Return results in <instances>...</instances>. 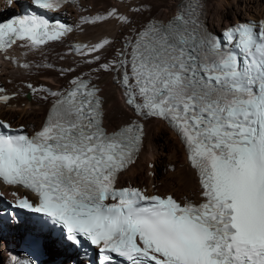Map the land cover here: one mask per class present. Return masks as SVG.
Wrapping results in <instances>:
<instances>
[{"label": "snow or ice", "instance_id": "obj_1", "mask_svg": "<svg viewBox=\"0 0 264 264\" xmlns=\"http://www.w3.org/2000/svg\"><path fill=\"white\" fill-rule=\"evenodd\" d=\"M67 2L34 0L47 10ZM128 7L148 10L143 2ZM203 13L202 0H179L167 20L148 16L138 25L118 7L107 12L128 35L116 59L93 71L119 74L135 119L110 130L100 89L77 76L51 93L55 102L34 134L0 121V182L35 196L17 206L42 214L38 233L59 232L73 247L87 241L105 264L112 254L125 264H264V21L233 25L221 39L206 30ZM70 31L35 15L14 18L0 23V50L17 41L37 47ZM227 40L247 59L225 49ZM112 43L81 50L100 61ZM9 99L0 95L5 105ZM150 119L166 121L183 143L199 177L198 202L118 186L143 149L141 121Z\"/></svg>", "mask_w": 264, "mask_h": 264}, {"label": "bare ground", "instance_id": "obj_2", "mask_svg": "<svg viewBox=\"0 0 264 264\" xmlns=\"http://www.w3.org/2000/svg\"><path fill=\"white\" fill-rule=\"evenodd\" d=\"M178 1L75 0L73 5L67 6L64 10L67 23L72 29L66 38L61 39L59 42L46 44L39 49L20 47L19 44L12 49L13 53L2 65L3 71L0 75V88H3L0 95L10 97L7 105L0 101V118L15 123L14 126L24 125L28 130L38 129L49 107L55 102L56 98L51 93H60L66 90L71 85V81L79 76L81 78H92L93 84L96 83L102 88L101 95L104 101L103 108H105L104 123L110 130L128 122L132 119V113L122 102L123 99L118 86L110 82L112 81L113 72L104 71L99 73L93 71V69L89 70L95 65L115 60L116 51L121 48L124 37L128 35L120 23L108 18L106 14L112 7H118L125 14L133 16L138 25L148 16L170 17L173 15ZM204 1L207 3L205 9L212 29H222L243 20H264V6L259 13L255 12V8L259 5L257 1L242 0V6L237 2L234 3L235 0H233V3L228 0ZM141 2L148 5V10L145 11L144 15L132 13L128 5L135 8ZM240 7H243L245 14L242 20L238 19ZM226 9L230 10L227 11ZM72 12L73 15H71ZM228 16L232 17L233 20L230 21ZM98 17H105V19L99 20ZM93 20L96 22L93 23ZM104 39H108L113 43L107 51L101 50L103 55L100 61H93L92 56L97 53H89L87 49L73 55L72 50L67 48L74 42H82L84 45L91 46ZM36 67L39 69H36ZM40 67L46 68L40 69ZM52 67H56V69H51ZM107 73L110 74L109 80L104 77ZM29 85H32L30 89L27 88ZM43 86H48L47 92L41 90ZM45 96H47V99H45ZM42 112H44L43 115ZM160 134H163L164 141L161 139ZM162 161L170 167L176 166V171L159 176L155 167ZM148 164H151V167L147 171L156 173L155 178L150 180L143 177L144 166ZM137 174L143 180V182L141 181L143 185L137 183ZM124 178H127L128 181L125 182ZM119 184L122 186L130 184L139 186L142 189H147L146 193L148 194L172 195L179 201H183L185 198L191 199L190 193L194 194L192 197L194 199L199 192L196 171L190 166L183 145L173 132L166 128L160 120L156 119L147 121L143 149L139 153L137 161L123 173ZM50 245L52 244L47 243L45 245L48 256H51L50 252L58 254L56 249L50 251ZM7 261L8 264H21L20 261H9L8 258Z\"/></svg>", "mask_w": 264, "mask_h": 264}, {"label": "rangeland", "instance_id": "obj_3", "mask_svg": "<svg viewBox=\"0 0 264 264\" xmlns=\"http://www.w3.org/2000/svg\"><path fill=\"white\" fill-rule=\"evenodd\" d=\"M228 1H231L232 3H233V0H228ZM241 1L242 0H235L234 1V3H238V4H240L241 6H242V4H241ZM249 1V0H248ZM252 1V0H251ZM253 1H257V4H259V5H257V7L255 8L256 10H255V12L256 13H259L260 11H261V9H262V7L264 6V0H253ZM203 2H204V0H203ZM208 2V1H207ZM177 4V3H176ZM204 6H207V3H205L204 2ZM175 7H176V5H175ZM241 9H243V7L241 8L240 7V10H239V12H238V19L239 20H242V19H244V17H245V14H244V9L243 10H241ZM227 11H229L230 9H226ZM71 15H73V12H72V14ZM69 17V16H68ZM257 17V16H256ZM228 19L230 20V21H232L233 20V18L232 17H229L228 16ZM261 20H263V19H261ZM264 21V20H263ZM209 24H210V22H209ZM128 34V33H127ZM66 57V56H65ZM58 67V66H57ZM99 67V65H95V66H93V67H91L89 70H94V69H96V68H98ZM46 67H40V69H45ZM36 69H39L38 67H36ZM51 69H56V67H52ZM97 72H99V73H103L104 72V70L103 69H100L99 71H97ZM104 77H106L108 80L110 79V74L109 73H107ZM9 80V79H8ZM7 80V81H8ZM111 82V81H110ZM113 84V83H112ZM65 86H66V84H65ZM44 114V112H42V115ZM132 116V115H131ZM147 123V122H146ZM13 124H15V123H13ZM145 128H146V125H145ZM167 128V127H166ZM166 132H167V130L166 129H164ZM169 134V133H168ZM160 136H162L161 137V139L163 140V134H160ZM164 141V140H163ZM138 157H139V155H138ZM138 159V158H137ZM137 159H136V161H137ZM144 165H145V163H144ZM149 167H151V164H148V165H146V166H144V169H143V177L146 179V180H150V179H153V178H155V174L156 173H151V172H148L147 171V169L149 168ZM155 169L157 170V172H158V174H159V176H162V175H164L165 173H174L175 171H176V166H172V167H170L168 164H166L165 162H161V163H159L158 165H156V167H155ZM123 175V174H122ZM121 175V176H122ZM136 177H138L137 178V183L139 184V185H143V183H141V181L143 182V180H141V178H140V175L139 174H137V176ZM145 179H144V181H145ZM124 181L125 182H127L128 181V179L127 178H124ZM174 181V180H173ZM176 181V180H175ZM131 185H133V184H131ZM194 196V194H192V193H190V197H191V199H193L192 197ZM52 249V248H51ZM6 258H8L7 256H6V252H5V247H4V243L0 240V264H8V261H7V259ZM65 263V262H64Z\"/></svg>", "mask_w": 264, "mask_h": 264}]
</instances>
